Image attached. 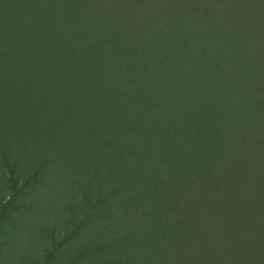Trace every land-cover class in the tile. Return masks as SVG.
<instances>
[{
  "label": "trees",
  "instance_id": "trees-1",
  "mask_svg": "<svg viewBox=\"0 0 264 264\" xmlns=\"http://www.w3.org/2000/svg\"><path fill=\"white\" fill-rule=\"evenodd\" d=\"M107 2L111 28H91L94 41L87 49L122 83L118 92L127 95L122 109L164 112L157 117L169 119L175 143L147 146L119 163L112 146L106 147L112 152H102L106 134L98 130L91 137L80 134L87 141L79 142V154H72L68 142L38 141L35 150L23 151L21 164L34 167L44 194L66 157L72 168L79 160L81 241L94 250L92 256H110L95 264H197L189 257L200 252L187 247L204 243L209 235V256L203 257L209 264H264V112H255L264 103L259 79L264 68L254 67L257 51L249 43L250 31L260 27L261 46L254 45L264 49V0ZM91 4L87 17L92 9L105 7L100 0ZM112 103L114 108L103 107L96 100L94 112H121L115 109L119 100ZM178 112H212L213 117L185 119ZM109 122L115 130L111 138L119 141L120 136L133 149L136 129L130 116H111ZM5 154L19 158L15 152ZM172 160L190 167L179 183L171 182L180 175ZM43 200L34 196L35 206ZM99 219L115 225L108 240L102 234L100 240L107 243L97 250L86 241L94 228L85 224Z\"/></svg>",
  "mask_w": 264,
  "mask_h": 264
},
{
  "label": "rangeland",
  "instance_id": "rangeland-1",
  "mask_svg": "<svg viewBox=\"0 0 264 264\" xmlns=\"http://www.w3.org/2000/svg\"><path fill=\"white\" fill-rule=\"evenodd\" d=\"M94 1L0 0V151H3L0 154V264H95L110 258L107 252L92 256L94 250L81 241L85 227L79 225V200L83 198L79 197V160L72 168L66 157L65 165L57 167L61 170L50 181L51 190L43 194L38 177H34V167L21 164L23 151L35 150L38 141L61 146L68 142L74 147L72 154H79V142L87 141L80 134L91 137L103 130L105 139L102 146L99 145L102 152H112L106 148L112 146L120 163L129 160L128 154L137 156V151H144L147 146L156 148L175 143L172 137L175 130L169 119L157 117V113L165 115L164 112L122 109L127 96L122 97L123 90L121 94L118 92L122 83L116 82L112 68L101 61L100 56L87 49L94 41L89 34L91 28L100 27V24L104 29L111 28L110 10L107 9L110 7L106 0H100L105 7L92 9V16L87 17ZM259 29L250 31L249 43L257 51L254 67L264 68V49L254 45L261 46ZM259 79L264 84V76ZM96 100L111 108L115 107L112 101L119 100L115 109L121 112H94ZM259 107L255 112H264V103ZM179 113L185 119L213 117L212 112ZM120 115L130 116L133 121L136 129L133 149H129V142L120 136L119 141L111 138L115 130L109 120L111 116ZM175 141L177 146L185 147L178 139ZM4 152L9 155L15 152L19 158L17 161L7 159ZM174 160L172 165L175 171L180 166V175L173 177L171 182L179 183L190 167L184 168ZM141 165L146 164L142 162ZM187 185L186 182L185 187ZM90 187L87 183V188ZM31 189L36 190L33 196L28 193ZM215 191L218 192V188ZM186 192L182 190L183 195ZM34 196L40 202L46 196L41 207L35 206ZM186 199L184 197L183 203ZM178 201L174 198L172 203ZM178 208L177 215L181 211ZM181 218L186 217L181 215ZM114 225L113 220L102 219L85 224L94 228L90 234L86 233V241L98 250L100 244L107 243L100 237L105 233V240H108ZM217 228L214 226L213 232ZM211 239L209 235L204 243L195 241L189 245L188 252H200L195 253L196 257L190 256V260L209 264L203 257L209 256L205 249Z\"/></svg>",
  "mask_w": 264,
  "mask_h": 264
}]
</instances>
